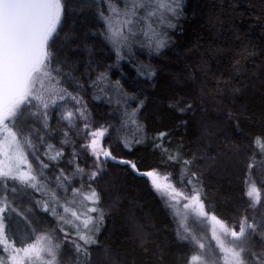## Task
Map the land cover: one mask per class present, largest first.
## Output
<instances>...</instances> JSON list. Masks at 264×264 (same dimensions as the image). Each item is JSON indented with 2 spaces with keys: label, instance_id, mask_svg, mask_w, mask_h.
Instances as JSON below:
<instances>
[{
  "label": "trees",
  "instance_id": "obj_1",
  "mask_svg": "<svg viewBox=\"0 0 264 264\" xmlns=\"http://www.w3.org/2000/svg\"><path fill=\"white\" fill-rule=\"evenodd\" d=\"M104 2L62 0L47 45L56 73L75 72L85 83L91 124L105 126L118 159L106 160L90 183L103 220L93 233L95 243L85 246L89 260L83 256L82 262L190 264L193 246L178 236L175 220L142 173L172 170L179 179L181 160H189L188 172L196 173L210 215L228 225L248 215L249 163L264 161V0H188L171 46L146 55L138 51V59L122 63L104 34ZM138 104L142 129L124 147L120 131ZM39 142L45 153L47 144Z\"/></svg>",
  "mask_w": 264,
  "mask_h": 264
},
{
  "label": "rangeland",
  "instance_id": "obj_2",
  "mask_svg": "<svg viewBox=\"0 0 264 264\" xmlns=\"http://www.w3.org/2000/svg\"><path fill=\"white\" fill-rule=\"evenodd\" d=\"M187 1L180 0V6L177 9L178 15L169 17L174 27L154 25L161 34L160 38L165 41L163 47L156 49L155 43H150L143 34V21L133 26L134 35L129 34L127 29H124L125 35L128 36L126 41L114 42L110 24L112 27H117V20L123 19V16H117L113 9L123 13L125 7L130 6V0H105L103 3L104 34L116 55L117 62H125L131 56L138 59L136 56L138 51L146 55L151 54L153 51L158 53L166 46H171V41H173L171 32L178 26ZM51 59L52 57L49 54L48 70L54 78L51 81V87H54L58 92V95H55V103H49L47 109L33 107L32 105H22L20 113L14 118V130L18 133L21 150L27 158V165H31L32 174L37 177L33 182L36 186L30 187L18 180L0 178V203L7 204L6 210L0 213V217L3 218L4 230L9 240L16 248H27L29 244H35L37 249H45V251L40 252V259L36 258L35 253L28 255L23 251L17 253L20 264H48L51 258L47 255L46 249L56 244L59 245V248L54 249L56 255L55 264H83V256L86 257L88 262V255L77 253L74 246L76 242L83 245V241H79L77 235H72V232L76 233V229L70 224L63 223L60 216L64 215L62 205H65L66 201L73 200L72 191L82 190L86 193L90 188L93 189L91 187L92 184H90L92 183L91 181H95L99 173L105 169L106 159H103L102 156L97 159L92 155L91 149L85 147L91 142V131L98 130L101 127L105 128V126L94 127L91 124L90 106L87 107L82 95L83 88L86 87L85 83L76 79L75 72V74H57L56 70L58 67L51 63ZM62 63L67 64L66 61ZM139 64L138 68H140ZM66 77L69 79L66 80ZM104 83L106 86L113 84L107 80ZM115 100H112V102H115ZM32 104H37V102L33 101ZM139 106L138 104L134 109L135 113L123 123L122 132L120 131L121 137L119 136V138L124 147H126L125 141H129L132 145L137 139L134 135L142 129L136 115ZM69 112L73 113L71 120L66 119ZM9 123L11 125L13 122L10 121ZM64 129L69 130L74 138H70V135L67 138L66 131L63 132ZM40 139L43 140L45 145L47 144L46 148H48L45 153L43 152V146L39 142ZM58 139H61L62 142L58 141ZM107 139L106 132L101 140V146L114 157L110 151V143ZM26 140L30 141V145L25 143ZM52 144L55 145L53 146ZM39 149H42L41 154H44L45 158L52 161L53 164H47L43 161V158L38 153ZM57 152L60 153L59 156L56 155ZM14 155V151H9L7 156L0 153V165H14L16 161L11 158ZM53 156L56 158L51 159ZM115 160L117 161L118 159L115 158ZM184 160L182 159L181 161L183 162ZM250 163L254 167L251 170L249 169L246 175L245 193L247 196L249 184L254 183L260 192L259 203L254 204L247 196L249 213L240 222H236L233 225H228L225 221L217 219L230 230L236 231L239 230L240 224L245 218H247L248 224L256 225L255 231L249 229L245 237L249 251L242 255L246 259H253L250 255L251 252L264 256V243H262V239H264V161L259 162L252 158ZM27 165H21V170L27 171ZM77 168L82 169V171L78 172ZM188 169L189 165L186 169L183 166L179 177L182 185L179 179L174 178L172 170H153L158 172L161 177L168 176L169 182L178 190L190 193L192 187L189 188L184 184L191 177ZM93 171L98 172L94 180L89 178ZM184 171L188 172L187 176L183 175ZM147 179L155 195L175 220L178 236H188L189 238L185 240L193 246L195 253H200L206 258L218 257V264H224V253L220 251L216 240L213 238V232L215 231L216 235L226 242L231 241L232 238L230 235H223L220 224L211 219L212 215L206 211L205 206L206 215L200 216L192 212L190 208H183V204L187 202L183 199L180 200L179 205H176L175 201L169 200L167 196L156 191L151 179L149 177ZM75 200L76 204L73 205L75 210L82 211L84 206L89 204L88 201H83L80 196H77ZM95 206L100 209L99 204ZM53 208L56 210L55 215L52 211ZM89 215L96 217L98 213H89ZM76 223L79 224L80 222L76 221ZM185 227L189 229L188 232H185ZM65 232L68 233L67 236H65ZM199 242L204 243L205 248L203 250L199 249ZM226 246L231 245L228 244ZM9 255V252H4L0 249V258H5ZM6 264H11V261H6ZM253 264H255L254 260Z\"/></svg>",
  "mask_w": 264,
  "mask_h": 264
},
{
  "label": "snow or ice",
  "instance_id": "obj_3",
  "mask_svg": "<svg viewBox=\"0 0 264 264\" xmlns=\"http://www.w3.org/2000/svg\"><path fill=\"white\" fill-rule=\"evenodd\" d=\"M179 6L180 0H130V6H126L123 13L113 9L117 16H123V19L117 20V27H112L110 24L114 42L126 41L128 36L125 35L124 29L134 35L133 26L143 21V34L149 42H154L156 49L163 47L165 41L160 38L161 34L154 25L174 27L169 17L178 15ZM61 15L62 0H0V137H2L0 153L7 156L9 151H14L15 155L11 158L16 161L14 165H0V178L18 180L30 187L36 186L33 182L37 177L32 174L31 165H27V158L21 150L18 133L14 130V118L20 113L22 105L47 109L49 103H55V95H58V92L54 87H51V81L54 78L48 70L47 45L49 39L56 32ZM33 101H36L37 104H32ZM72 116L73 113L69 112L66 119L71 120ZM10 121L13 122L11 125ZM106 132L107 129L103 127L91 131V142L85 145L86 148L91 149L92 155L97 159L100 156L111 157V153L101 146V140ZM163 135L162 133L161 136ZM25 143L30 145V141L26 140ZM125 146L130 147L131 143L125 141ZM49 147L51 148V146ZM56 155L59 156L60 153L57 152ZM55 158V156L51 157V159ZM168 159L175 160L177 157L169 154ZM120 162L137 170L135 163L127 160ZM189 164L191 161H183L185 169ZM21 165H27V171H22ZM252 167L254 165L249 163L250 170ZM77 171L80 172L82 169L77 168ZM97 175L98 172L93 171L89 178L94 180ZM142 175L149 177L154 189L167 196L169 200L175 201L176 205H179L180 200L183 199L187 201L183 204V208H190L192 212L200 216L206 215L200 189L196 186L198 181L194 182L196 173H191L193 178L187 180L189 185H193L190 193L178 190L169 182L168 176L161 177L155 170L144 172ZM183 175L187 176L188 172L184 171ZM72 196L73 200L66 201L65 205H62L64 215H61L60 219L63 223L72 225L76 229L78 240L83 241V245L78 242L74 244L76 252L88 255V249L85 246L95 243L93 233L99 231L98 225L103 220L102 210L95 206L99 203V196L95 189L91 188L86 193L82 190H74ZM77 196L82 197L83 201L89 202L82 211L73 208ZM247 196L254 204L259 203L260 192L254 183L249 184ZM6 208V203H0V213H3ZM52 211L55 215V208ZM89 213H98V216L93 217ZM211 219L220 224L224 236L230 235L232 238L231 241L226 242L217 236L215 231L213 232V238L220 251L224 253V264H253V260L255 264H264V256L257 255L255 252L250 253L253 259H246L242 255L249 251L245 239L246 234L249 229L255 231L256 225L248 224L247 218H245L241 222L239 230L236 231L230 230L215 216H212ZM76 221L80 223L77 224ZM188 231L189 229L185 227V232ZM67 235L68 233L65 232V236ZM188 238L185 235L181 236V239ZM262 243H264V239H262ZM228 244L231 246H226ZM198 247L203 250L205 245L199 242ZM56 248H59L58 244L51 245L46 249L47 255L51 258L48 264H55L54 249ZM0 249L10 253L8 257L0 258V264H6L8 260L11 261V264H20L17 253L21 251L26 255L35 253L37 259H40V252L45 251L43 248L37 249L35 244H29L27 248H16L4 230L2 217H0ZM218 259V257L206 258L200 253H195L190 257V264H218Z\"/></svg>",
  "mask_w": 264,
  "mask_h": 264
},
{
  "label": "water",
  "instance_id": "obj_4",
  "mask_svg": "<svg viewBox=\"0 0 264 264\" xmlns=\"http://www.w3.org/2000/svg\"><path fill=\"white\" fill-rule=\"evenodd\" d=\"M102 158H103V159H109V160H111V161H115V159L112 158V155H111V157H108V158L102 156Z\"/></svg>",
  "mask_w": 264,
  "mask_h": 264
}]
</instances>
